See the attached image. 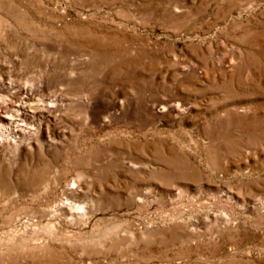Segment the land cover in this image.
I'll return each instance as SVG.
<instances>
[{"label":"rangeland","instance_id":"rangeland-1","mask_svg":"<svg viewBox=\"0 0 264 264\" xmlns=\"http://www.w3.org/2000/svg\"><path fill=\"white\" fill-rule=\"evenodd\" d=\"M0 76V264H264V0H0Z\"/></svg>","mask_w":264,"mask_h":264},{"label":"bare ground","instance_id":"bare-ground-1","mask_svg":"<svg viewBox=\"0 0 264 264\" xmlns=\"http://www.w3.org/2000/svg\"><path fill=\"white\" fill-rule=\"evenodd\" d=\"M0 84L5 88L12 86V81L9 79L7 81L5 78L0 76ZM2 90V87H0ZM14 98V97H13ZM10 106L14 109L15 114H7L4 109ZM177 107V106H176ZM38 105L36 103H30L28 100L23 99H11L0 94V137L1 141H8L16 143L19 138L24 136V133L29 130L23 123V119L18 116H24L29 114L33 116L38 110ZM160 112L165 110V107L161 106L158 109Z\"/></svg>","mask_w":264,"mask_h":264}]
</instances>
